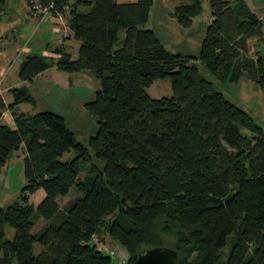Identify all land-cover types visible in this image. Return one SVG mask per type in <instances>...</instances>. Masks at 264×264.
I'll list each match as a JSON object with an SVG mask.
<instances>
[{
	"label": "trees",
	"instance_id": "1",
	"mask_svg": "<svg viewBox=\"0 0 264 264\" xmlns=\"http://www.w3.org/2000/svg\"><path fill=\"white\" fill-rule=\"evenodd\" d=\"M39 1L67 15L79 57L63 48L57 59L30 55L19 78L29 82L53 67L92 72L101 89L86 108L98 131L85 146L55 112L14 111L15 129L0 112V171L24 149L27 181L21 198L0 209V264H111L94 242L107 236L128 251V263L168 246L178 264H221L230 244L227 264H264V129L191 64L200 60L221 82L247 76L264 90V50L257 43L253 57L248 43L264 40L263 20L245 0H208L212 20L193 57L169 51L145 28L154 0ZM203 10L202 0H180L174 17L190 28ZM167 78L173 95L152 98L148 89ZM12 93L11 110L36 104L26 87ZM71 150L75 158L63 161ZM73 189L81 196L63 209L59 198ZM39 190L45 197L36 206Z\"/></svg>",
	"mask_w": 264,
	"mask_h": 264
},
{
	"label": "rangeland",
	"instance_id": "2",
	"mask_svg": "<svg viewBox=\"0 0 264 264\" xmlns=\"http://www.w3.org/2000/svg\"><path fill=\"white\" fill-rule=\"evenodd\" d=\"M202 1L204 7L203 13L193 20V25L190 28L182 27L175 19L173 20L174 22H171L167 15V10L161 12L158 7L152 9L149 24L151 23V25L155 26L156 34L169 51L199 57L202 42L205 38L207 27L210 24V18H212L209 1ZM261 1L256 5L257 9L264 7V0ZM18 6H20V2L16 0L6 1V13L3 14L0 20V28L16 21V19L14 21L9 20L14 13V10L12 11L10 7L14 9ZM257 13L264 15V12L257 11ZM19 19L14 29L16 35L12 34L13 31L9 34L12 41L17 40L21 47L27 46L33 48L34 54H41V48L45 42H50L52 47L55 46L52 44L59 35L53 34L50 28L45 31L43 36L40 33L41 31L35 34L38 25L37 21L27 24L23 16L19 17ZM63 21L68 26L67 15L63 16ZM257 43L264 50V40L261 42L253 40L251 42L250 54L253 57H255L254 47ZM68 51L72 52L70 49ZM17 56L18 58H16L14 65L8 72L9 82L18 79V62L25 59L27 54L20 53ZM191 64L198 66L202 75L214 83L216 90L222 92L229 101L246 111L264 129V90L255 81L244 76L238 82H221L211 74L200 60H192ZM100 89V81L90 71L69 73L60 71L57 68L52 69L51 72L38 78L32 84L33 95L35 96L37 105L26 103L21 106V110L24 112L29 111L31 114L52 111L63 116L67 126L75 134L77 140L88 146L90 138L96 135L98 131V119L87 110L86 104L94 100L96 92ZM148 93L154 99L172 96L171 79L157 80L148 89ZM243 133L251 137L248 131H243ZM25 157L26 152L24 149L15 152L7 162V165L2 169V172H0V209L14 203L22 196L23 188L27 183L25 178ZM74 158L75 152L71 150L63 155L62 160L68 161ZM85 174H81L80 177L83 178ZM41 194L45 195V192L40 190L32 197V203L36 206L41 202ZM80 196L73 189L69 196L59 198V204L64 209L71 200ZM43 225V221L39 222L36 231H39ZM14 235V229L8 227L7 237L12 239ZM100 247H104V253L111 256V264L128 263L130 255L119 242L112 241L107 236L102 244H100ZM41 251L42 247L39 244H35V253L39 254ZM229 251L230 244L223 251L221 264L228 263Z\"/></svg>",
	"mask_w": 264,
	"mask_h": 264
},
{
	"label": "crops",
	"instance_id": "3",
	"mask_svg": "<svg viewBox=\"0 0 264 264\" xmlns=\"http://www.w3.org/2000/svg\"><path fill=\"white\" fill-rule=\"evenodd\" d=\"M16 1L20 2V6H18L17 8H14V9L12 7H10V9L12 11L14 10V13L12 14L13 16H11L9 19L10 21H14L16 19V21L11 22L9 25H6V26H3L2 28H0V99L6 105L5 108L0 110V112L2 113L1 122L5 125H8L12 129L16 128L14 114H13L14 111L17 113H31L29 111L24 112L21 110V106L25 105L26 103H22V104L17 105L14 108V110H11L8 107L14 101V95L12 93V90L15 88H19V87H26L29 90V92L33 95L32 84L35 82V80L45 76L47 73L51 72L52 69H56V67L50 68L49 70L38 75L32 81H29V82L22 81L19 78V70H20V66H21L22 62L26 59V57L34 54L33 48H29L27 46L21 47L18 44L17 40L12 41V38H10V35H9L10 32L13 31L12 34L16 35V32L14 31V29H15V26L18 24V21L20 20L19 17L23 16L24 21L27 24H31L34 21L38 22L35 34H37L39 31H41L40 33L43 36L45 34V31L48 28H50L53 34L59 35L58 37L55 38V41L52 44V45H55V46H53L55 48H53L51 46L50 42H45L42 40L45 43L42 45L41 54H34V55H40V56H45V57H54L57 59L60 55L56 54L55 50L63 48L67 53L71 54L73 60H76L79 57V48H80V43L78 41H76L73 37H71V36L63 37L60 33H57L55 31V27H56L55 21H53L52 19L49 18L50 15H48L45 18H44V15L42 16V14L38 15V16H34L31 12V6H30L28 0H16ZM115 1L118 4H135L138 2V0H115ZM245 1L249 4L251 9L264 22V19H263L264 15L257 13V11L264 12V7L259 8V9L256 8L257 7L256 5L259 4L261 0H245ZM179 4H180V0H154V4H153L152 9H154L155 7H158L161 12L167 10L168 11L167 15L169 16L171 22H174L173 20L174 19L176 20V18L174 17V11H175V8ZM152 9H151V11H152ZM5 13H6V6H5L4 11L2 12V15L0 16V20L2 19V16ZM150 15H151V13H150ZM211 20H212V18H210V22H211ZM149 22H150V19H149ZM149 22L147 23L145 28L152 29L153 31L156 32L155 26L151 25V23L149 24ZM172 24H174V23H172ZM252 41L253 40H250L248 42L250 54H251V42ZM50 47H52V48H50ZM69 49L72 52H69L68 51ZM20 53H25V54H27V56L25 57V59L20 60V62H18L19 63L18 64V70H17L18 79H15L14 81L9 82L8 81V77H9L8 72H9L10 68L14 65L16 58H18L17 55ZM33 97L35 98L34 95H33ZM35 105H37V101H36ZM0 172H2V170ZM40 197H41L40 199L42 201L44 199L45 195L41 194ZM31 200H32V198H31Z\"/></svg>",
	"mask_w": 264,
	"mask_h": 264
},
{
	"label": "water",
	"instance_id": "4",
	"mask_svg": "<svg viewBox=\"0 0 264 264\" xmlns=\"http://www.w3.org/2000/svg\"><path fill=\"white\" fill-rule=\"evenodd\" d=\"M178 253L168 246L146 248L135 254L128 264H178Z\"/></svg>",
	"mask_w": 264,
	"mask_h": 264
},
{
	"label": "built area",
	"instance_id": "5",
	"mask_svg": "<svg viewBox=\"0 0 264 264\" xmlns=\"http://www.w3.org/2000/svg\"><path fill=\"white\" fill-rule=\"evenodd\" d=\"M52 11L53 12L56 11L54 1H51L48 5L43 7L39 0H36L34 2V5H33L32 10H31V12L34 16H38V15L42 14V16L44 15V18H45L48 15H50L49 18L52 19L53 21H55V25H56L55 31L57 33H60L63 37L71 36L72 35L71 29L63 21V15L60 13H58V14L55 13L56 14L55 15ZM94 242H96L98 244L100 250H105L104 247H100L101 243L97 239H95Z\"/></svg>",
	"mask_w": 264,
	"mask_h": 264
}]
</instances>
